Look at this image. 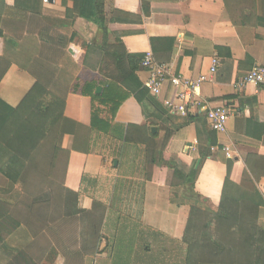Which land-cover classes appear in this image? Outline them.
<instances>
[{
  "label": "crops",
  "instance_id": "obj_1",
  "mask_svg": "<svg viewBox=\"0 0 264 264\" xmlns=\"http://www.w3.org/2000/svg\"><path fill=\"white\" fill-rule=\"evenodd\" d=\"M4 1L0 99L17 108L39 84L65 101V108L57 124L49 123L25 174L29 193L52 196L41 204L18 201L20 212L13 219L19 227L0 244V264H113L110 247L120 225L160 233L163 247L164 238L183 240L192 208L210 215L219 211L233 171L230 162L244 163L259 153L256 146L232 141L231 134L237 117L264 123V84L241 91L234 87L255 66H264V0H113L116 10L136 17L111 28L129 55L151 53L157 63L190 80L209 75L212 60L220 61L211 82L201 86L199 99L207 103L206 110L226 109L230 119L227 133L217 135L223 148H212L213 158L198 171L193 191L202 202L189 197L188 186L169 187L145 176L150 148L177 157L186 172L201 161L200 145H209L206 111L195 112L194 118L171 114L165 106L172 94L167 82L159 97L149 93L142 103L130 95L114 118L109 107L97 102L92 126L85 86L95 83V93L102 94L106 83H115L110 61L95 50L104 42L103 32L74 18L75 0ZM179 19L183 23L170 22ZM109 42L115 44L112 35ZM149 76L145 69L138 73L144 86ZM149 132L157 137L153 140ZM257 187L264 199V178ZM56 194L67 198L55 202ZM81 211L91 216L82 220ZM95 218L102 222V241L98 254L90 256L81 232L95 225ZM258 224L264 229V206ZM184 254L173 256L175 264H184Z\"/></svg>",
  "mask_w": 264,
  "mask_h": 264
},
{
  "label": "trees",
  "instance_id": "obj_2",
  "mask_svg": "<svg viewBox=\"0 0 264 264\" xmlns=\"http://www.w3.org/2000/svg\"><path fill=\"white\" fill-rule=\"evenodd\" d=\"M74 3V18L90 21L103 32L104 42L95 46V50L114 68L115 83H106L102 94L95 93L98 86L95 83H88L84 88V93L90 97V109L92 105L91 125L95 126L97 102L109 107L114 118L130 95H134L139 103L149 97V91L138 77L143 70L145 56L129 55L121 35L111 31L114 26L131 23L136 17L116 10L113 0H75ZM6 9L5 1L0 0V37H3L1 26ZM170 22L183 23V20ZM111 35L115 44L109 42ZM64 108L65 101L52 97L39 84L32 88L17 108H11L0 99V244L5 236L19 227L13 219L20 212L18 201L41 204L47 203L52 196L29 193L26 189L29 181L25 174L32 168V158L49 133V123L53 121L57 124L64 116ZM187 117L194 118L192 115ZM235 125L232 141L256 146L259 153L250 154L244 163L230 162L233 171L226 180L219 211L210 215L192 208L183 240L178 242L164 238L163 247L158 242L160 233L141 230L139 226L120 225L110 247L113 264H171L172 260L176 262L173 256L182 253H185L184 264H264V229L258 224L264 199L257 187L264 178V123L237 117ZM149 135L153 140L157 137L151 132ZM126 140L131 141L129 133ZM208 141L207 147L200 145L201 161L195 162L188 172L180 169L177 157L165 156L158 148L148 147L146 180L169 187L188 186L192 190L189 197L202 202L193 191L198 171L206 159L213 158L212 148H223L217 134L211 130ZM156 168L165 174L156 173ZM72 170L78 168L73 167ZM16 187L19 189L16 190ZM56 195L55 202H63L67 198L61 199V194ZM79 214H82V220L91 216L83 211ZM103 217L104 213L99 215L102 221ZM100 219L96 222L95 218V225L84 227L81 232L82 243L88 247L90 256L98 254L102 241Z\"/></svg>",
  "mask_w": 264,
  "mask_h": 264
},
{
  "label": "built area",
  "instance_id": "obj_3",
  "mask_svg": "<svg viewBox=\"0 0 264 264\" xmlns=\"http://www.w3.org/2000/svg\"><path fill=\"white\" fill-rule=\"evenodd\" d=\"M220 61L216 57L212 60L209 75H201L198 79H186L171 72V68L165 64L156 62L154 56L149 53L145 55L142 67L148 70L150 76L145 85L149 93L155 97L162 94L163 86L169 83L172 87V94L165 102L167 110L173 115L187 117L195 112L206 111V118L211 131L217 135L227 133V123L230 114L226 109L206 110L207 103L199 99V90L207 82H211V77L217 74ZM249 84H264V66L257 65L251 69L243 78L234 85L236 91L243 90ZM226 156L233 158L231 149L225 147Z\"/></svg>",
  "mask_w": 264,
  "mask_h": 264
},
{
  "label": "water",
  "instance_id": "obj_4",
  "mask_svg": "<svg viewBox=\"0 0 264 264\" xmlns=\"http://www.w3.org/2000/svg\"><path fill=\"white\" fill-rule=\"evenodd\" d=\"M47 1H51V3L54 2V0H47ZM98 91H100V89H98ZM156 130L155 129H152V132H155Z\"/></svg>",
  "mask_w": 264,
  "mask_h": 264
},
{
  "label": "rangeland",
  "instance_id": "obj_5",
  "mask_svg": "<svg viewBox=\"0 0 264 264\" xmlns=\"http://www.w3.org/2000/svg\"><path fill=\"white\" fill-rule=\"evenodd\" d=\"M24 210H22V212H23ZM170 263L171 264H175V261L174 260H172V261H170Z\"/></svg>",
  "mask_w": 264,
  "mask_h": 264
}]
</instances>
